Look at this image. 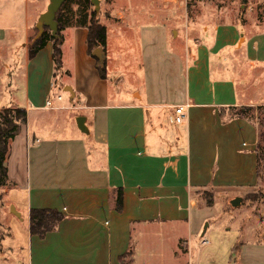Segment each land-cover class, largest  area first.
<instances>
[{
	"label": "crops",
	"instance_id": "crops-1",
	"mask_svg": "<svg viewBox=\"0 0 264 264\" xmlns=\"http://www.w3.org/2000/svg\"><path fill=\"white\" fill-rule=\"evenodd\" d=\"M146 1V10L97 19L106 30L101 79L86 27L61 31L55 72L51 42L31 59L27 49L48 1L0 0V80L8 74L9 93H18L0 100V110L26 112L4 163L0 264H264V236L220 262L216 252L188 247L218 219V199L226 210L235 199L244 208L258 190L259 128L244 109L260 104L239 95L235 70L262 67L264 48H239L242 26L215 17L187 27L179 17L174 29L173 17L154 6L167 1ZM108 27L119 39L111 50ZM127 33L135 54L125 65ZM61 79L73 99L45 109ZM179 106L183 120L173 125ZM31 210L60 220L32 234Z\"/></svg>",
	"mask_w": 264,
	"mask_h": 264
},
{
	"label": "rangeland",
	"instance_id": "rangeland-1",
	"mask_svg": "<svg viewBox=\"0 0 264 264\" xmlns=\"http://www.w3.org/2000/svg\"><path fill=\"white\" fill-rule=\"evenodd\" d=\"M77 0H75L76 2ZM100 6L99 11L96 13V17L101 18L102 20L113 17L116 13L115 10L119 13L121 9L125 11L128 9V12L132 11L133 13L138 12L139 10H146L147 1L146 0H99ZM155 2L157 0H154ZM167 3L154 4L155 9L159 13H167L170 17H173L174 29H177L179 24L178 18L181 17V27L189 26L190 24H201L204 22V18L215 17L216 23L223 22H234L242 26L241 34L242 38L239 42V48L242 44H245L247 41L249 44L257 43L260 41V44L264 48V0H166ZM48 5V4H47ZM46 5V7H47ZM68 7L77 14L81 10V5H73V2L68 4ZM130 8V9H129ZM93 10L91 6L88 11ZM70 11V10H68ZM50 33V31L48 30ZM109 33V49L111 50L114 46V41L119 40L117 35L112 33V30L108 27ZM35 33L32 32L31 36ZM51 34V33H50ZM176 36V32H174ZM126 41L121 40V43L129 45L128 57L123 60V64H127L133 55L135 54V45L133 41V36L127 33ZM29 42V41H28ZM118 44V42H116ZM21 53V51H20ZM19 53V55H20ZM131 54H133L131 56ZM239 68L241 65H237ZM235 74L238 76V85L237 90L239 95H245L250 100L257 101V104H260L257 108H251L246 112V118H249L253 122L258 124L259 138L257 151L264 153V65H256V70L250 72V68H243L242 74L238 73L235 70ZM17 83L21 82V75H16ZM11 79H9L8 74L3 76L0 80V87L2 86L4 92H0V100L6 101L7 96L10 94V90L13 87L11 84ZM65 80H60L59 87L54 89L51 93L52 95L60 94L63 98L61 102L64 105L68 103V94L64 93L60 86H65ZM11 86V87H10ZM13 93V92H12ZM12 93L10 95H12ZM17 92H14L13 95L16 96ZM9 101V100H8ZM238 111V110H237ZM72 113V112H67ZM262 135V136H261ZM258 190L255 194H251L245 197L246 207H231L234 209H228L222 204V200L216 201V213L217 220L210 219V226L207 229V233L204 237H198L193 239L189 243V248L193 251L194 254L206 253L209 251L216 252L220 255V262L222 259L229 260V254L251 247L253 240H258L264 236V158H258ZM0 197L6 199L8 196L2 194V189L0 188ZM6 197V198H5ZM247 202V204H246ZM12 205H9L8 212L11 213ZM230 213L233 216H230ZM216 216V215H215ZM204 224H208L207 222ZM4 225L3 219L0 217V226ZM209 225V224H208ZM2 236V234H1ZM206 239L210 244L202 245L200 242ZM201 245V246H200ZM263 245V243L261 244ZM206 246V247H202ZM243 247V248H242ZM260 251L263 250V247L260 246ZM246 251H251L249 248ZM234 254V253H233Z\"/></svg>",
	"mask_w": 264,
	"mask_h": 264
},
{
	"label": "trees",
	"instance_id": "trees-1",
	"mask_svg": "<svg viewBox=\"0 0 264 264\" xmlns=\"http://www.w3.org/2000/svg\"><path fill=\"white\" fill-rule=\"evenodd\" d=\"M73 2V5H81V10L73 12L68 4ZM92 5L89 0H65L60 9L55 15L57 22V36L53 37L45 28L40 37L35 38V34L28 42V57L33 58L47 42L52 43V61L57 72L61 68V51L62 43L61 31L67 26H82L87 28V49L89 54L96 48H101L104 52L106 43V30L97 20L96 13L88 11ZM70 10V11H68ZM64 11V12H63ZM65 16H63L64 14ZM76 14V16H75ZM76 17V18H75ZM97 60V59H96ZM98 62V61H97ZM98 72L101 79L105 78V63H98ZM248 112V109H244ZM239 114V113H236ZM241 114V113H240ZM245 115V114H244ZM26 123V112L20 109H1L0 110V188L7 184V171L4 165L8 154L9 143L19 133L21 126ZM262 136V135H261ZM258 158H264V153L258 151ZM210 205L211 201H207ZM121 205V195L118 194L116 200V209ZM60 220L58 213L53 211L31 210L29 213V227L32 234L42 235L49 230H52L56 223Z\"/></svg>",
	"mask_w": 264,
	"mask_h": 264
},
{
	"label": "water",
	"instance_id": "water-1",
	"mask_svg": "<svg viewBox=\"0 0 264 264\" xmlns=\"http://www.w3.org/2000/svg\"><path fill=\"white\" fill-rule=\"evenodd\" d=\"M48 5L43 13L39 15V17L36 20L35 23V30H36V36L34 39L41 36L44 29L47 28L51 36L56 37L57 36V22L55 21V15L62 6V4L65 2V0H47ZM90 4L93 7V11L97 13L99 11L100 2L99 0H89ZM92 56L98 60V63H103L105 60L104 53L102 52L101 48H96L92 52ZM64 93H67L69 96V99L72 100L74 93L72 89L69 86H66L63 89ZM240 200L235 199L231 201V206L235 207L239 204ZM11 212L14 213L13 209H11ZM16 214V213H15ZM17 215V214H16ZM207 224L204 225L202 236L207 229Z\"/></svg>",
	"mask_w": 264,
	"mask_h": 264
},
{
	"label": "built area",
	"instance_id": "built-area-1",
	"mask_svg": "<svg viewBox=\"0 0 264 264\" xmlns=\"http://www.w3.org/2000/svg\"><path fill=\"white\" fill-rule=\"evenodd\" d=\"M63 101V98L60 94H56V95H51L46 97V99L44 100V105L43 107L45 109L48 110H53V109H57V105ZM183 116H184V107H176L173 111V114L170 118V123H172L173 125H179L180 123H182L183 120ZM208 244L206 240L202 241V245H206Z\"/></svg>",
	"mask_w": 264,
	"mask_h": 264
}]
</instances>
